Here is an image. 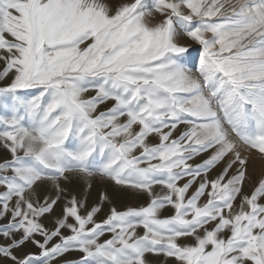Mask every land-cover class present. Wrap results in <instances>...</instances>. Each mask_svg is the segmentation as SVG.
<instances>
[{
    "label": "snow or ice",
    "instance_id": "1",
    "mask_svg": "<svg viewBox=\"0 0 264 264\" xmlns=\"http://www.w3.org/2000/svg\"><path fill=\"white\" fill-rule=\"evenodd\" d=\"M0 147V264H264V0H0Z\"/></svg>",
    "mask_w": 264,
    "mask_h": 264
},
{
    "label": "rangeland",
    "instance_id": "2",
    "mask_svg": "<svg viewBox=\"0 0 264 264\" xmlns=\"http://www.w3.org/2000/svg\"><path fill=\"white\" fill-rule=\"evenodd\" d=\"M199 47V46H197ZM88 95H91V93H89ZM2 154H5V150L0 147V155ZM259 171H260V167H259V164H257V174H259ZM93 198H94V194H93ZM121 205L124 206V207H127V206H137L138 205V202L130 197H123L121 199Z\"/></svg>",
    "mask_w": 264,
    "mask_h": 264
}]
</instances>
